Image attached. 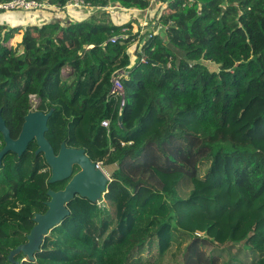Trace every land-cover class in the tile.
<instances>
[{
  "label": "trees",
  "instance_id": "1",
  "mask_svg": "<svg viewBox=\"0 0 264 264\" xmlns=\"http://www.w3.org/2000/svg\"><path fill=\"white\" fill-rule=\"evenodd\" d=\"M161 1L156 25L164 33L140 38L131 21L115 24L106 10L28 25L17 44L19 27L0 24V110L12 137L35 96L38 110L54 108L46 137L56 153L65 141L117 165L100 200L76 196L35 257L21 252L12 262L35 214L47 211L48 190L65 182L49 184L51 168L35 141L21 157L7 153L0 240L18 243L0 241V264H264V0ZM120 70L128 72L121 116L111 93ZM0 140L3 148L1 133ZM220 159L231 168L212 180Z\"/></svg>",
  "mask_w": 264,
  "mask_h": 264
},
{
  "label": "water",
  "instance_id": "2",
  "mask_svg": "<svg viewBox=\"0 0 264 264\" xmlns=\"http://www.w3.org/2000/svg\"><path fill=\"white\" fill-rule=\"evenodd\" d=\"M37 107V100L32 98L29 111L25 115L21 131L16 138L12 137L11 130L7 127L2 110H0V133L3 135L5 143L0 150V165L7 153L13 152L21 157L29 145L36 141L38 145L36 155L43 153L51 168L49 184L65 180L68 182L63 189L48 190L47 194L50 197L47 202L48 209L45 213L35 214L33 218L35 225L27 235V241L16 246L9 254V259L12 262L15 261V256L21 252L33 259L35 253L41 248L44 237L70 215L68 204L76 196L87 198L94 203L97 202L108 191L107 187L111 181V177L97 162L91 159L84 148L71 147L63 141L59 152L56 153L46 137L48 121L54 108L45 112L38 110ZM76 167L79 170H76Z\"/></svg>",
  "mask_w": 264,
  "mask_h": 264
},
{
  "label": "crops",
  "instance_id": "3",
  "mask_svg": "<svg viewBox=\"0 0 264 264\" xmlns=\"http://www.w3.org/2000/svg\"><path fill=\"white\" fill-rule=\"evenodd\" d=\"M149 8L140 10L134 8L127 9L114 4H109L103 7L88 4L81 7L68 6L67 8H62V9L60 8L59 11H48V10L28 11V12L22 10L10 11L6 15H2L1 20H7V22H10V24H15V25L23 24L27 26L31 24L41 25L45 22H50V21H59L62 24H68L71 22L88 19L91 16V14L95 11L106 10L109 12L113 23L120 25L131 21V19L134 17H138L139 21L144 20L145 18L149 19V17L147 16L148 14L147 11H149L148 10ZM145 13L146 16L143 19H141V17H143ZM133 25L134 27L135 26L138 27L134 23ZM145 30H147V28ZM134 31H136V29Z\"/></svg>",
  "mask_w": 264,
  "mask_h": 264
},
{
  "label": "rangeland",
  "instance_id": "4",
  "mask_svg": "<svg viewBox=\"0 0 264 264\" xmlns=\"http://www.w3.org/2000/svg\"><path fill=\"white\" fill-rule=\"evenodd\" d=\"M88 5V4H87ZM165 6V4H163V2L161 0H151V6L150 8L148 9L149 11L147 16L149 17L148 21H150V24L151 26H147V30H145V34H149V33H164V27L162 25H156V23L158 22V14L160 13L161 9ZM28 12V11H26ZM146 12V13H147ZM8 12L7 11H4L1 15H0V24H7L9 26H18L19 27V33L17 34V36L12 40V43L13 44H17L18 41H20L21 37L24 35L26 29H27V25H15V24H10V22H7V20H1L2 19V15H6ZM146 13L145 15H143V17H141V19H143L145 16H146ZM108 22H111V20L108 18ZM131 22L136 24L138 27H134L133 25V32L134 33H137L139 32V30H141V27H142V20L139 21V18L138 17H134L131 19ZM140 25V26H139ZM136 29V31H134ZM138 29V31H137ZM144 34V35H145ZM143 35V34H141ZM136 43L133 45V47H131V49H129V52H131V57H132V60H135L136 56ZM208 66L214 70L217 67V65L215 64H211V63H208ZM70 71V68L69 67H65L63 69V74L64 76L67 75V72ZM33 99L37 100V104L39 103V99L35 96L32 97ZM102 168L105 170V172L111 177L112 173L114 172V170L117 168V165L116 164H113V165H101ZM230 160L228 159H220L219 160V163L216 165L215 167V172H214V175L212 177V180H222L225 176V172L229 171L230 170ZM188 191V188L185 187V186H181V193H185ZM53 231V229L51 230ZM68 240V238H67ZM5 246L9 247V248H13L17 243H18V239L15 238V237H12V238H5V239H1L0 240ZM241 256V255H240ZM229 257L226 256V259H228ZM251 259H249L250 261Z\"/></svg>",
  "mask_w": 264,
  "mask_h": 264
},
{
  "label": "built area",
  "instance_id": "5",
  "mask_svg": "<svg viewBox=\"0 0 264 264\" xmlns=\"http://www.w3.org/2000/svg\"><path fill=\"white\" fill-rule=\"evenodd\" d=\"M87 5L86 0H69L64 6H59L56 3H53L51 0H0V15L4 12L22 10V11H59L61 8H67L68 6H76L81 7ZM149 25V21L147 18L142 20V27L139 30V38L142 36L141 34L145 33V29ZM126 36V28L122 29V33L119 37ZM118 36L111 38L112 42H115ZM128 76V72L125 70H120L114 76V82L111 89V93L118 99L119 101V115H122L123 109L127 103V91L124 86V79ZM103 126L106 128L109 127L110 121L103 120ZM101 166V163L98 162ZM102 167V166H101Z\"/></svg>",
  "mask_w": 264,
  "mask_h": 264
},
{
  "label": "flooded vegetation",
  "instance_id": "6",
  "mask_svg": "<svg viewBox=\"0 0 264 264\" xmlns=\"http://www.w3.org/2000/svg\"><path fill=\"white\" fill-rule=\"evenodd\" d=\"M36 142V141H35ZM33 143V142H32ZM2 144H3V142L0 140V148H2L1 146H2ZM4 145H5V143H4ZM76 170H79V168L78 167H76ZM60 182H63V181H60ZM65 182V185L62 187V188H60V189H63L65 186H66V184H67V180H65L64 181ZM58 183V182H57ZM50 189H54V188H50ZM60 189H57V190H60ZM54 190H56V189H54Z\"/></svg>",
  "mask_w": 264,
  "mask_h": 264
}]
</instances>
